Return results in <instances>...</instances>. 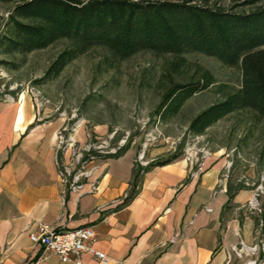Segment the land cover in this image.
<instances>
[{"label": "crops", "instance_id": "1", "mask_svg": "<svg viewBox=\"0 0 264 264\" xmlns=\"http://www.w3.org/2000/svg\"><path fill=\"white\" fill-rule=\"evenodd\" d=\"M23 93L0 100V264H75L32 241L43 224L89 225L105 264H248L264 252H244L261 237L260 214L247 185L229 199L219 178L228 162L216 152L195 163L181 156L147 170L129 147L103 156L82 177L64 181L57 160L58 125L41 121ZM141 170L135 177V168ZM198 170V173L193 171ZM133 197L128 198L133 194ZM81 264H102L83 251Z\"/></svg>", "mask_w": 264, "mask_h": 264}, {"label": "rangeland", "instance_id": "2", "mask_svg": "<svg viewBox=\"0 0 264 264\" xmlns=\"http://www.w3.org/2000/svg\"><path fill=\"white\" fill-rule=\"evenodd\" d=\"M18 1L0 0V35ZM204 1L229 6L241 0L193 2ZM68 45L65 38L27 52L5 51L0 45V100H16L23 93L41 121L58 125L57 160L69 180L79 174L81 182L94 162L129 142L141 165L175 152L193 160L216 152L228 162L225 182L253 190L263 184L264 190V117L255 109L232 111L202 133L189 128L196 114L240 87V66L200 51L142 50L114 59L106 48L93 46L58 73L45 75ZM197 80L210 84L185 99L178 111L165 112L163 102L174 84ZM259 199L264 209V192Z\"/></svg>", "mask_w": 264, "mask_h": 264}, {"label": "trees", "instance_id": "3", "mask_svg": "<svg viewBox=\"0 0 264 264\" xmlns=\"http://www.w3.org/2000/svg\"><path fill=\"white\" fill-rule=\"evenodd\" d=\"M193 1L21 0L9 10L0 45L5 51L27 52L67 39L68 47L57 54L45 75L58 73L93 46L106 48L114 59L142 50L176 55L204 52L228 65L240 66L242 80L239 88L196 114L189 128L202 133L226 114L246 107L264 117V0H241L229 6ZM209 84V80L177 82L166 93L162 107L166 105L165 112L178 111L185 99ZM129 147L127 142L108 155L117 156ZM180 155L175 152L152 160L144 169L169 163ZM140 170L135 168V177ZM244 186H229V199Z\"/></svg>", "mask_w": 264, "mask_h": 264}, {"label": "built area", "instance_id": "4", "mask_svg": "<svg viewBox=\"0 0 264 264\" xmlns=\"http://www.w3.org/2000/svg\"><path fill=\"white\" fill-rule=\"evenodd\" d=\"M191 160L201 165V159L198 157ZM193 172L198 173V170ZM60 173L64 181L67 182L70 187L80 188L82 186V183L78 180L79 174H76L74 178L69 180L68 176L61 170ZM219 184L222 189H226L225 174L219 178ZM262 188L263 184L253 190V197L249 201L250 205L260 214L258 228L261 232V237L258 242L252 245H249L245 241L241 240V245L237 248L235 247V250L239 255H242L247 251L259 254L264 252V209L261 206V201L259 199V195L264 192ZM29 237L32 241L40 243L45 250H49L57 254L63 261H72L75 264H81L82 261L80 256L83 251H88L97 256L102 264H105L108 260V256L105 252L93 245L94 231L89 225H82L67 229H57L50 225L43 224L39 231L31 232ZM248 264H264L262 255L251 259Z\"/></svg>", "mask_w": 264, "mask_h": 264}]
</instances>
